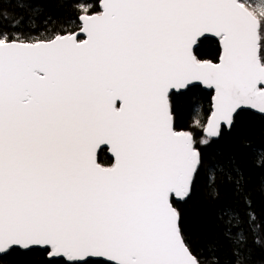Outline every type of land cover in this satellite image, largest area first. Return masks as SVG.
I'll use <instances>...</instances> for the list:
<instances>
[{"label": "snow or ice", "instance_id": "6c2138e0", "mask_svg": "<svg viewBox=\"0 0 264 264\" xmlns=\"http://www.w3.org/2000/svg\"><path fill=\"white\" fill-rule=\"evenodd\" d=\"M62 6L71 27L49 36L0 23V264H252L264 177L250 188L239 164L204 149L238 110L264 115V10L250 0ZM20 7L43 12L41 0ZM201 86L207 119L197 108L178 123L180 98ZM217 172L244 208L225 202L224 244L194 250L177 204L202 176L221 199Z\"/></svg>", "mask_w": 264, "mask_h": 264}, {"label": "trees", "instance_id": "16d2710c", "mask_svg": "<svg viewBox=\"0 0 264 264\" xmlns=\"http://www.w3.org/2000/svg\"><path fill=\"white\" fill-rule=\"evenodd\" d=\"M29 0H0V12H6L8 19H0L2 24H14L15 20H20L17 34L21 37H40L52 35L61 26L67 30L71 27L67 23V17L72 9L65 5V0H41L43 12L39 15H32L28 7H20V4H27ZM251 6L255 8V0H250ZM258 12V11H257ZM209 44L206 42L203 50L207 51ZM210 92L201 88L194 90V95L180 98L179 108L184 113L178 122L183 125H191L192 117L196 115L195 109L199 108V115L207 119L210 114ZM234 127L231 131L223 129L222 135L216 141H212L210 148L205 152H212L216 158L227 164L234 161L244 170L245 175L250 179V188L259 189L261 178L264 177V118L250 111H241L234 118ZM185 130L193 131L197 140L203 135L199 128L186 127ZM103 162L107 163L109 158L106 152L102 154ZM216 184L220 186L221 199H214L209 194V188L203 176L198 180L192 198L186 203H178L185 218L186 230L194 250H204L207 241L217 240L224 244L223 230L224 224L220 219V213L225 202L232 203L234 207L244 208L243 202L236 204L230 192L228 184L223 176L216 173ZM227 198L226 201L224 198ZM253 207L258 214H264V196L257 191L254 196ZM258 237L264 240V231H260ZM249 243L252 249V264H264V247ZM227 252L224 247L221 255ZM38 257H26L24 261L38 260Z\"/></svg>", "mask_w": 264, "mask_h": 264}, {"label": "water", "instance_id": "95a60500", "mask_svg": "<svg viewBox=\"0 0 264 264\" xmlns=\"http://www.w3.org/2000/svg\"><path fill=\"white\" fill-rule=\"evenodd\" d=\"M200 88H201L202 90L206 91V92H210V90L204 89L203 86H201ZM241 111H250V112H252V113H254V114H257V115H259V116H261V117L264 118V115L259 114V113H258L256 110H254V109L243 108V109L238 110V113L241 112ZM236 115H237V114H235L234 118L236 117ZM223 129L226 130V131H229L226 127H224ZM203 135H204V133H203ZM216 140H218V139H213V141H216ZM106 155L108 156V158H110V153L106 152Z\"/></svg>", "mask_w": 264, "mask_h": 264}, {"label": "rangeland", "instance_id": "374dc122", "mask_svg": "<svg viewBox=\"0 0 264 264\" xmlns=\"http://www.w3.org/2000/svg\"><path fill=\"white\" fill-rule=\"evenodd\" d=\"M255 7L258 12L264 10V0H255Z\"/></svg>", "mask_w": 264, "mask_h": 264}]
</instances>
